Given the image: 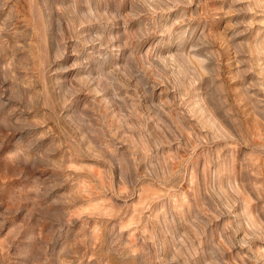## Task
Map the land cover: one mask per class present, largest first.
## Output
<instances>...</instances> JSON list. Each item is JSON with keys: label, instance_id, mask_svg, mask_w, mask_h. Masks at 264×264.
Returning <instances> with one entry per match:
<instances>
[{"label": "rangeland", "instance_id": "1", "mask_svg": "<svg viewBox=\"0 0 264 264\" xmlns=\"http://www.w3.org/2000/svg\"><path fill=\"white\" fill-rule=\"evenodd\" d=\"M0 264H264V0H0Z\"/></svg>", "mask_w": 264, "mask_h": 264}]
</instances>
